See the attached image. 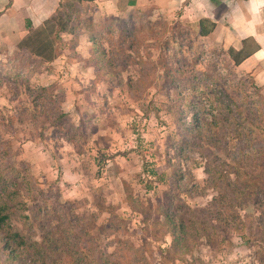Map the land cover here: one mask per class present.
Masks as SVG:
<instances>
[{
	"label": "rangeland",
	"instance_id": "obj_1",
	"mask_svg": "<svg viewBox=\"0 0 264 264\" xmlns=\"http://www.w3.org/2000/svg\"><path fill=\"white\" fill-rule=\"evenodd\" d=\"M63 2L70 29L54 60L19 47L21 39L0 40V208L9 214L0 264H30L38 249L11 255L13 232L32 242L56 232L47 264H264V197L257 189L238 206L214 174L224 162L236 166L235 124L214 110L227 151L197 147L189 126L192 94L209 90L230 94L264 126L260 59L239 66L237 52L199 36V21L153 3L131 0L116 13ZM242 82L259 91L261 107ZM248 168L231 174L237 186Z\"/></svg>",
	"mask_w": 264,
	"mask_h": 264
},
{
	"label": "trees",
	"instance_id": "obj_2",
	"mask_svg": "<svg viewBox=\"0 0 264 264\" xmlns=\"http://www.w3.org/2000/svg\"><path fill=\"white\" fill-rule=\"evenodd\" d=\"M95 1L96 0H79V3H94ZM64 7L63 0H60V5L56 13L49 21L46 22L44 26L40 28H32V25L28 23V28H30V32L28 34L29 36L27 35L21 40L19 47L26 48L31 54L39 57L43 61L49 62L54 60L58 55L56 42L62 41V34L70 29L69 21L71 16L68 15L69 18L66 20V12ZM248 54L250 55V52ZM248 54L237 52V63H240ZM238 55L240 58H238ZM15 68L17 70V67H14V69ZM21 74L22 70H20L17 76H21ZM28 82L29 81L26 80L25 84L29 86ZM245 84V82H242L244 91L247 93V99L253 98V96L256 95L258 98L256 99L257 102H254V105L256 107H261L263 102L261 100V94H258L259 91H250L249 89H245V87H247ZM41 90L46 91V88H41ZM213 91L215 90L213 89ZM223 93L226 94V98L228 99L226 102L222 101L221 95H223ZM210 94H215L216 100H212ZM192 97V108H190V111H194L191 112L193 122H190L189 126L190 129L192 128V130H195L199 134V139L197 142H194V145H197V147L200 148L202 143L206 142L207 144H210V146L217 147L218 149L226 151L230 149V141H227L225 148H223L222 146H219V142L215 138L216 135L214 134V130L217 126L221 125L220 119L217 117V113L215 112V114H213L215 109L220 111L223 110V112L227 111V120L231 119V121L228 122V125L234 123L235 127L237 128L234 130V133H237V138L234 140L237 141L236 145L240 147V152L238 154L234 152H228V156L231 158L232 162L236 164V166L233 167L232 164L224 162L222 167L225 166L227 169L225 171L222 169V172H215L214 174L217 175L219 179L226 181V186L227 188H231V191L234 193V198L240 200L238 206H244L246 201L257 196V189H259V195L264 197V188H262V182L260 181L261 178H264V159H261L264 157V139L263 137L249 136L250 134L257 131L261 133V135L263 134L264 126L261 124L263 120L261 119L258 122L255 119H249L245 114L247 107L243 109L242 105L239 106L237 104V101L233 96L227 94L223 90L214 93H212L211 90L196 92L192 94ZM198 100L199 102H197ZM215 103L217 105H215ZM231 103L234 104V108H231ZM234 111L239 114V120L237 122L236 117L233 115ZM257 112H259L261 116V108H259ZM182 114H184V110H182ZM194 123L196 124L194 125ZM208 132L209 134H207ZM191 141L192 140L188 138L183 142V144L190 145ZM183 150L184 147L182 145L181 152ZM240 153H243V157H239ZM249 159L251 160L250 163L248 161ZM245 165L246 167H249L248 169L250 173L244 172V174L247 176L246 182L237 186V181H232L230 176L232 173H236L237 175L239 172H241V168L243 169ZM211 170L212 169L210 168L208 173H211ZM3 213L4 210L0 208V229H3V227L6 226L9 219V214ZM167 220H170L173 223L174 218L173 216L168 215ZM175 229L176 228L174 227L172 234H174L175 239H177L179 236H175ZM55 233L56 232H48L44 237H42L40 242L27 241L25 236L20 232H13L11 234L8 233V236H5V238L7 237L6 247L10 248L11 255H15V249L20 247L38 248L34 251L30 264H47V259H53V256L51 251H48V248H45V246H48L51 244V242H53L52 235Z\"/></svg>",
	"mask_w": 264,
	"mask_h": 264
},
{
	"label": "crops",
	"instance_id": "obj_3",
	"mask_svg": "<svg viewBox=\"0 0 264 264\" xmlns=\"http://www.w3.org/2000/svg\"><path fill=\"white\" fill-rule=\"evenodd\" d=\"M136 5L153 3L160 10L178 12L199 21L198 34L235 52L250 55L239 66L260 59L264 65V0H133ZM101 8L128 11L131 0H96ZM143 3V4H142ZM60 0H0V40L24 39L56 13ZM182 15L181 18L186 16ZM193 19V20H194Z\"/></svg>",
	"mask_w": 264,
	"mask_h": 264
}]
</instances>
